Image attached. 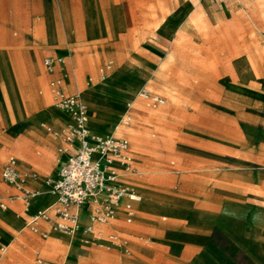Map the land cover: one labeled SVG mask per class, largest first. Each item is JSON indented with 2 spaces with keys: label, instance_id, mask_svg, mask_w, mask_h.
I'll list each match as a JSON object with an SVG mask.
<instances>
[{
  "label": "rangeland",
  "instance_id": "rangeland-1",
  "mask_svg": "<svg viewBox=\"0 0 264 264\" xmlns=\"http://www.w3.org/2000/svg\"><path fill=\"white\" fill-rule=\"evenodd\" d=\"M176 1L95 0L99 26L89 32L88 41L85 32L71 25L70 34L80 40L74 53L40 57L32 49L15 48L9 78L0 73V168L8 156H16L21 173L39 191L28 201L29 209L41 197H50L32 216L24 215L23 203L16 200L11 207L17 215L31 220L56 196L49 183L62 158V140L44 124L54 125L51 112L70 115L55 106L50 89L55 76L70 92L82 93L96 135L129 139L134 162L131 170L120 169V179L142 200L133 221L118 214L109 224L96 223L105 231L101 239L95 231L68 236L55 228L54 217L21 228L2 213L0 246L7 249L0 250V264H35L38 257L61 262L65 254L74 264H264V192L255 189L250 193L253 204L246 206L233 200L244 194L220 191L216 210L206 192L201 216L197 189L204 168L229 166L238 150L251 153L255 170L264 168V0H224L233 1L226 11L200 6L190 15L189 27L165 39L157 28L160 24L162 30L163 18L174 9L169 4ZM219 2L212 0V5ZM69 11L75 12L72 2ZM46 57L60 58L64 67L57 65L50 74ZM27 58L31 62L22 64ZM106 63L112 68L102 76L99 68ZM143 86L166 103L146 106L137 96ZM41 112L33 134L28 133L24 124ZM128 113L132 124L124 123ZM7 186L19 194L0 174V189ZM144 204L165 211L145 220ZM213 213L221 215L225 229H238L237 242L219 229L206 228L208 224L205 230L201 220ZM53 229L59 234L52 236ZM112 232L119 235L117 242L109 239Z\"/></svg>",
  "mask_w": 264,
  "mask_h": 264
},
{
  "label": "crops",
  "instance_id": "crops-1",
  "mask_svg": "<svg viewBox=\"0 0 264 264\" xmlns=\"http://www.w3.org/2000/svg\"><path fill=\"white\" fill-rule=\"evenodd\" d=\"M109 1L111 3L115 2V0H109ZM71 2L73 3L75 9V12L73 13L74 15L71 14L69 11V4ZM224 3H225L224 0H220V2L215 5H212V0H177L175 3L171 2L169 6L173 7L174 9L172 13L168 14L163 18V20L165 19L167 20L166 24L162 26L161 31L159 30V25H160L159 24L157 28V32H159L163 38L165 37V39H168V37L172 36L175 31L189 27L193 23V19L190 17V15L196 12L200 8V6L202 7L204 6L205 9H209L212 6H215L218 9L221 8L220 10L222 11H226V9L228 8V4L233 3V1L226 2L225 4ZM94 8H95V0H0V73L3 74L2 78L3 79L9 78L8 73L11 70H13L12 67L15 63L14 60L15 48H22L27 50L32 49L34 53H36L40 57L48 54L66 55L70 52L74 53L77 50V48L80 46L79 45L80 40H78L79 38L74 37L73 35L70 34V27L71 25H77L81 32L86 33L89 41V32H93L95 28L99 26L98 20L94 18L93 15ZM71 33L74 34L75 32L72 31ZM30 62L31 61L28 58L26 60L21 61L22 64H26V63L29 64ZM107 65H110L109 68L106 70V73H109L110 69L112 68V65L111 63H106L99 68L100 75H101V69ZM90 84H91V80H88L87 86ZM66 90L69 93H74V92H70L67 89V87ZM128 103L131 102L128 101L126 103L127 108H128ZM57 109L63 111L58 107ZM41 114L42 112L36 118L31 119V121L28 124H24L27 127L28 133L33 134L32 131L33 122L34 120L41 119L42 118ZM51 114L54 120L53 122L54 125L52 124H46V125H51L52 127L59 129L65 126L67 123L71 122L70 119L71 116L55 115L52 112ZM91 115H93V113L91 114V112L89 111L88 124L91 131L94 132L90 124ZM10 118L11 120H14L15 116H11ZM133 122H134V117H133V121L129 124H132ZM38 135L41 137L42 134H38ZM6 139L10 140L11 137H6L5 140ZM53 141L54 143L52 144ZM63 144L64 142L62 140V146ZM55 145H56L55 140H51L50 146L54 147ZM21 155L23 156L25 154L21 153ZM67 156H68L67 153L62 152V158L59 160V163L56 166V173L54 175V178L57 177L61 164L67 158ZM235 156L236 158L232 160L229 166L204 168L203 173L198 174V180H197V189L199 193L198 206L200 210L199 213L201 216H202V208L204 209L206 208V200H207V198L205 197L206 192L211 193V195L213 193L214 195L213 198L211 195L208 198H210L211 203L213 202L212 206L213 208H215V210L216 208L220 207L219 199L217 196V193L220 191L225 190L229 192L240 193V195L244 194V196L242 195L243 197L242 199L233 198V200H235V202H242V204L246 206L248 204L251 205L253 204L254 201L253 196L250 193H253L255 189L264 192V168L255 170L251 166L252 165L251 161L253 159L252 157H250L251 153L249 152L238 150L237 153H235ZM223 176L225 177L223 178ZM32 186L34 185H31L28 181V187L34 191H37ZM49 186L51 187L50 184ZM5 188L6 187H4L3 189ZM37 192L39 194V191ZM203 193L204 196H202ZM248 194H250V198L248 197ZM137 195L139 194L137 193ZM56 200L57 197L55 196L50 206L53 205L56 202ZM141 200L142 198L136 200L133 203L135 209L134 218L137 215L136 204L139 203V201ZM20 201L24 205L23 214L32 216L34 213L38 212L40 208L44 207V205H46L50 201V197L47 195L43 196L42 199L38 201L36 205L30 209L28 208L27 203H25L23 200ZM125 201L126 200H123L122 205L125 203ZM15 202L16 200L10 204L7 210L0 211V214L4 213L2 214L3 219L13 218L17 226L24 228L25 226L30 224L33 218L31 220L25 221L24 216L17 215L15 208L11 207L13 204H15ZM262 202H264V200H262ZM143 207L146 208V211L142 212V218L149 221L154 219L157 216V214H160L161 212L165 211L164 209H162L160 205L157 204H150V205L144 204ZM166 208L168 209L167 206ZM118 214L119 215L122 214V216H124V218L126 219V212L123 209V207L119 210ZM203 216L206 218L205 211L203 212ZM53 217L56 218L54 212L51 211L50 218L43 220L53 221L54 219ZM208 217L209 219L207 220L206 219L201 220V222L204 224V228L207 226L206 224H208L206 228H209L210 230L219 229L221 232L225 233L229 239L235 242H237L238 239H240L241 236L238 233V229L232 228L229 231L223 227V220L221 218V215H219L218 213L215 214L213 213V215L208 214ZM81 221L83 222V224H86L88 222V213L86 210H82L81 212ZM109 222L104 224H109ZM42 224H44V222ZM98 230L104 231L103 228L102 229L97 228L95 224V232H97ZM84 233H89V232H84ZM57 234L59 233H57L56 230L53 229L51 235L54 236ZM6 238H7L6 236L5 237L3 236L1 239L6 240ZM82 243L83 241H81L80 245ZM6 249L7 247L0 246V250L2 253H4ZM245 253L252 254L247 251ZM44 259L47 260L46 258ZM47 261L53 262L51 260H47ZM65 262H67L68 264H74V260L67 261L66 254L63 261L61 262L56 261L53 263L64 264Z\"/></svg>",
  "mask_w": 264,
  "mask_h": 264
},
{
  "label": "built area",
  "instance_id": "built-area-1",
  "mask_svg": "<svg viewBox=\"0 0 264 264\" xmlns=\"http://www.w3.org/2000/svg\"><path fill=\"white\" fill-rule=\"evenodd\" d=\"M64 61L56 57H47L44 64L50 74L56 72V66L64 67ZM110 65L101 69L105 76ZM50 89L54 95L55 105L63 111H69L71 122L57 129L46 125L48 131L59 136L64 144L61 148L67 153V158L62 162L58 175L52 181L53 192L57 200L48 208L39 211L31 223L39 219H49L53 211L57 219L55 228L68 235H73L76 230L94 232L96 223H108L117 216L123 207L126 220L133 221L135 209L133 203L137 200V192L130 186L117 183L120 180V169L131 170L134 156L130 151V142L126 137L93 135L89 127V110L83 101L80 92L69 93L61 77H53ZM137 96L144 101L146 106L156 108L164 105L166 99L143 86ZM132 103H128L130 109ZM133 121V116L128 113L124 123ZM95 151L100 153V158L94 156ZM2 179L9 185L19 189V194L11 191L10 187L0 190V211H5L15 200L25 203L35 197L38 192L28 187L25 174L18 167V160L14 155L8 156L2 163L0 170ZM123 200H126L122 205ZM86 210L88 222L82 224L81 212ZM97 237L101 239L105 232L98 230ZM112 242L119 240L117 233H110ZM35 264H56L37 258Z\"/></svg>",
  "mask_w": 264,
  "mask_h": 264
},
{
  "label": "bare ground",
  "instance_id": "bare-ground-1",
  "mask_svg": "<svg viewBox=\"0 0 264 264\" xmlns=\"http://www.w3.org/2000/svg\"><path fill=\"white\" fill-rule=\"evenodd\" d=\"M91 80H93V79H91ZM117 86V85H116ZM80 94H81V97H82V99H83V101H84V98H83V96H82V93L80 92ZM90 96H95V94L94 93H92V94H90ZM85 102V101H84ZM86 104V103H85ZM87 105V104H86ZM88 107V106H87ZM48 110H49V108H48ZM55 111V110H54ZM67 113H69V111H66ZM69 115H70V113H69ZM71 116V115H70ZM71 119V118H70ZM36 131H38V130H36ZM92 134L93 135H96L93 131H92ZM100 136H102V135H100ZM104 136V135H103ZM106 136H110V135H106ZM94 156L95 157H97V158H100V153L98 152V151H95V153H94ZM117 183H119V184H124L123 183V180L122 179H120ZM50 185H51V192L53 193V195H55V193L53 192V188H52V184L51 183H49ZM41 199H42V197H41ZM137 199H141V197L140 196H138L137 195ZM50 206V204L47 206V208ZM36 216V215H35ZM31 223V222H30ZM79 230H82V229H79ZM77 231V230H76ZM75 231V232H76ZM55 236V235H54ZM65 238V237H64ZM88 240V239H87ZM86 240V241H87Z\"/></svg>",
  "mask_w": 264,
  "mask_h": 264
}]
</instances>
